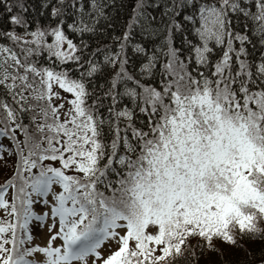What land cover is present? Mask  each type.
I'll use <instances>...</instances> for the list:
<instances>
[{"label": "snow or ice", "instance_id": "6c2138e0", "mask_svg": "<svg viewBox=\"0 0 264 264\" xmlns=\"http://www.w3.org/2000/svg\"><path fill=\"white\" fill-rule=\"evenodd\" d=\"M116 4L0 0V264H264V0Z\"/></svg>", "mask_w": 264, "mask_h": 264}, {"label": "trees", "instance_id": "16d2710c", "mask_svg": "<svg viewBox=\"0 0 264 264\" xmlns=\"http://www.w3.org/2000/svg\"><path fill=\"white\" fill-rule=\"evenodd\" d=\"M132 3L133 0H123V4H121V0H117L116 7L111 10L113 17L116 20L115 32H119L121 30V26L128 21ZM252 247L256 248L257 251L259 250V245H253Z\"/></svg>", "mask_w": 264, "mask_h": 264}, {"label": "rangeland", "instance_id": "374dc122", "mask_svg": "<svg viewBox=\"0 0 264 264\" xmlns=\"http://www.w3.org/2000/svg\"><path fill=\"white\" fill-rule=\"evenodd\" d=\"M36 211H38V212H42V211H44V210H43V209H40L39 207H37ZM45 240H46V235H44V234H39L36 242H37V243H41V244H43Z\"/></svg>", "mask_w": 264, "mask_h": 264}]
</instances>
